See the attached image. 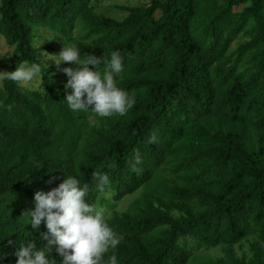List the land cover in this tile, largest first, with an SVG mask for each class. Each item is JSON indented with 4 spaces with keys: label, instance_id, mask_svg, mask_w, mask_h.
Wrapping results in <instances>:
<instances>
[{
    "label": "trees",
    "instance_id": "trees-1",
    "mask_svg": "<svg viewBox=\"0 0 264 264\" xmlns=\"http://www.w3.org/2000/svg\"><path fill=\"white\" fill-rule=\"evenodd\" d=\"M91 1H1L0 33L14 46L7 70L39 64L41 83L0 86V264H17L29 244L47 255L46 224L33 229L28 212L37 191L67 177L89 184L86 202L106 207L144 190L107 218L123 240L105 259L188 264L222 246L213 264H264V0L154 1L124 7L121 22L95 14ZM77 21L84 34L73 37ZM36 28L78 48L81 59L110 61L118 51L123 71L114 78L135 105L122 117L70 109L63 96L72 90L56 87L55 69L34 47ZM240 35L247 41L230 52ZM154 132L158 143H149ZM93 172L109 176L107 195L95 190ZM245 241L250 255L236 256ZM57 247L51 264H63Z\"/></svg>",
    "mask_w": 264,
    "mask_h": 264
},
{
    "label": "clouds",
    "instance_id": "clouds-1",
    "mask_svg": "<svg viewBox=\"0 0 264 264\" xmlns=\"http://www.w3.org/2000/svg\"><path fill=\"white\" fill-rule=\"evenodd\" d=\"M50 56L56 57L52 60L57 67L61 63L78 66L75 69H63L68 77L65 88L72 90L66 96V102L73 111L91 110L102 118L114 115L122 117L135 105V97L119 88L114 78V74L119 75L123 71L118 51L111 53L110 61L92 54L81 59L78 48L64 44L58 55ZM26 63H20L15 71L0 72V79L28 85L40 78V65L34 63L26 67ZM101 64H106L110 69L103 76L97 70ZM90 65L95 66L96 70H91ZM148 142L158 143V135L154 132ZM134 159L132 168L139 172V151L135 153ZM92 178L96 191L104 195L110 192L111 185L107 174L93 172ZM88 194L89 184L81 186L74 177H67L57 188L47 193L37 191L34 195L35 210L28 213L33 229H38L42 221L46 224L48 231L43 234L42 239L48 242L45 247L47 255L44 250H34L35 245L29 244L17 251V264H51L48 253L53 245L58 246L57 251L63 256V264H117L115 254L107 259L105 255L110 249L115 250L123 237L107 223V218L111 215L109 209L101 205L99 200L95 203L86 202Z\"/></svg>",
    "mask_w": 264,
    "mask_h": 264
},
{
    "label": "rangeland",
    "instance_id": "rangeland-1",
    "mask_svg": "<svg viewBox=\"0 0 264 264\" xmlns=\"http://www.w3.org/2000/svg\"><path fill=\"white\" fill-rule=\"evenodd\" d=\"M0 0V4H1ZM165 2L166 0H92L90 6L92 11L97 15H103L107 18L113 19L117 22H121L124 20L128 13L123 10L124 7H139V6H147L152 2ZM160 14L157 12L156 16ZM84 33L81 30V25L79 21L76 22L75 30L72 33L73 37L82 36ZM247 41L245 35H240L236 41L231 45L230 52L234 51L239 44H242ZM67 45L66 42H63L60 37H57L53 31L47 28H36L34 32V47L38 50V54L40 56L41 62L45 67H53L55 70L52 75L56 76L55 84L56 87L63 86L67 83L68 77L63 72V69L66 67L76 68V64H67L61 63L59 67H57L54 60L56 57H52L50 55H58L63 46ZM14 51V46H10L7 40L0 33V72H8L7 67L8 64L4 62V60H8ZM26 67H28L26 65ZM2 80L0 79V86L2 85ZM41 83V74L40 78L35 79L28 85H19L23 89L28 90H36L38 89ZM67 96V95H66ZM66 96L63 98L66 99ZM144 192L143 189H140L133 195H129L124 197L119 202H112L109 200V205L107 208L109 209L111 215L125 212L132 204V202L139 198ZM109 216V217H110ZM250 255L249 251V242L245 241L241 246H235V255L240 257L242 254ZM223 247H216L211 249H202L195 253V255L189 260L188 264H213L217 259L223 257Z\"/></svg>",
    "mask_w": 264,
    "mask_h": 264
}]
</instances>
